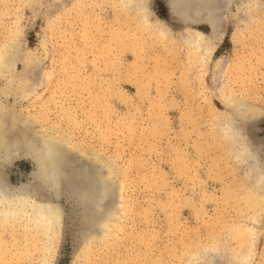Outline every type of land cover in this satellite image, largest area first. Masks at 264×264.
I'll list each match as a JSON object with an SVG mask.
<instances>
[{
	"label": "rangeland",
	"instance_id": "374dc122",
	"mask_svg": "<svg viewBox=\"0 0 264 264\" xmlns=\"http://www.w3.org/2000/svg\"><path fill=\"white\" fill-rule=\"evenodd\" d=\"M138 2L0 0V106L23 122L17 151L0 143V187L61 214L44 229L29 206L0 207V264H264V0L222 12L209 59L182 40L206 25ZM155 18L169 37L152 35ZM45 132L68 149L54 193L35 178ZM103 179L104 218L83 194Z\"/></svg>",
	"mask_w": 264,
	"mask_h": 264
},
{
	"label": "bare ground",
	"instance_id": "6f19581e",
	"mask_svg": "<svg viewBox=\"0 0 264 264\" xmlns=\"http://www.w3.org/2000/svg\"><path fill=\"white\" fill-rule=\"evenodd\" d=\"M137 1L143 2V0H120V2L124 3L126 9H130L129 4L132 5V3H136ZM163 1L165 2V4L168 7L171 18H174L175 20H177L180 23L185 24V25H187V24H189V25H206L208 27L209 34H204L203 32H200V30H195V29L192 30L191 29V30H188V32H185V35L183 34L185 37L183 36L182 40L186 46V51H187L190 58H192V59H198V58L209 59L208 58L209 54L215 49L214 40H213L215 38L214 35L218 34L219 28L220 27L222 28L224 26V23L227 19V18L223 17L222 12H224L226 9L229 10V8L233 7L237 0H163ZM140 2H138V4ZM188 2H190V4ZM194 3L197 6L196 5L193 6ZM139 5L137 6L136 4H134L135 11H136L137 15H139V13L141 12V10H138V8H137V7H139ZM191 5H192V7H191ZM188 6H189V10H188L189 12L186 11ZM248 10H250V9H248ZM243 14L244 15H242V16L244 18H246L247 20L235 22V31L233 33L234 39L237 38V35L242 33V31L240 30L242 27L250 25L251 23H254V21L256 19L253 16L254 14H253L252 10L248 11V12H243ZM142 19H143V17H142ZM145 23L147 24V19H144V24ZM163 25H164L163 20L155 18L154 22L152 24H150L148 22L147 27L150 28L151 33L155 38L162 39V37H169V34L166 31H164ZM246 29H248V28H246ZM249 30H251V29H249ZM250 33L252 36H254V33H255L254 29H252L250 31ZM213 36H214V38H213ZM218 37H219V35H218ZM215 40H216V38H215ZM8 48H9V46L0 49V63H3L1 61V58L3 56H5V53L8 50ZM15 119L16 118L12 112L5 111L4 108L0 106V143L3 144V146L6 148V152H7L6 154L8 157H9V155L11 156L14 153V150H16L14 146L16 144H18V143H15V142H17V140H14L15 139L14 136L17 133L15 132V130H13L14 129L13 127L16 126V123L20 124V121L16 120V123H15ZM25 123H27V120H26V122H24V124ZM21 124H20V126H21ZM29 125H30V123H29ZM24 127H26V126H24ZM15 129H16V127H15ZM234 129H236V128H234ZM232 131H233V129H232ZM44 134H47L46 137H44V138L41 136H37V138L41 137L39 139V141L34 139L35 142L37 141L36 145L38 144L37 145L38 147L33 152H34V155L36 157L35 160L37 161V164H38V167L40 170L39 174L36 175L37 177L35 176V178L36 179L38 178V181H40L39 182L40 185L45 186L48 189H51L52 192L54 193V191H57L54 189H59L60 184H62V182H63L62 178H61V177H64V174L62 173L63 172L62 169L64 168L63 166H66L65 160L67 159L66 157L68 156V153L66 151H68V149L66 147V144H64L65 141L62 140L57 134H55V133L54 134H52V133L48 134L46 132ZM38 135H39V133H38ZM234 135L237 136V138L239 140H242V136H239L240 135L239 133L234 134ZM4 136L7 137L6 138L7 141L3 143L2 139H4L3 138ZM19 137H20V133H19L18 138ZM26 139H27V141H29L30 138L28 139L27 135H26L24 140L26 141ZM16 147H17V145H16ZM244 150L246 151V147H244ZM15 154H17V153H15ZM32 175H33V173H32ZM30 176H31V174H30ZM103 177H105V176H103ZM259 180L260 181H258V183H260L261 185L264 186V170L262 171V173L260 172ZM106 184L107 183L103 179L99 182L97 187L92 188L89 185V188L87 190L83 191V194H84V197L86 200L85 204L87 205V208L89 210L95 211L96 213L98 212V214L101 213L100 216H103V218L108 216L107 215L108 212H107L106 202H107V199L109 197V193H108V188H107ZM1 188L2 187H0V207H2V208L6 207V210L4 209L5 212H3V214H2L4 216V218H2V219H7L11 215H16V213H20L19 212L20 210L18 212H16V210H13L14 206H19L20 208H25V207L29 206L32 209L29 220L37 226L41 225V227H43L44 229L52 228L56 223H58L57 221H59L61 219V217L59 216L61 214L58 213L59 210H57V207H55V203L52 204L54 201L53 202L51 201L52 206L47 205V202H46V204H42V203H38V202H33V203L31 202L30 205H28V201H27V196H29V195H27L28 193L27 194L24 193V195H20V196L17 195L18 196L17 198L11 199V198L7 197L8 194H5V192L2 191ZM25 189H23V190L26 191ZM16 190L18 191V189H16ZM10 191H12V190H10ZM46 191L48 192V190H46ZM59 192H57V193H59ZM20 193L22 194L21 191H20ZM30 198L32 200V196ZM56 206H57V204H56ZM21 214H23V213H21ZM93 214L95 215V213H93ZM27 216L28 215L26 214V217ZM96 223H97V221L95 222V224ZM59 224H60V222H59ZM100 224L105 225V223H101V222H100ZM55 229H56V227H55ZM238 252L240 253L241 250ZM238 257L241 260L240 262L243 263V260H244V258H242L243 255L239 254Z\"/></svg>",
	"mask_w": 264,
	"mask_h": 264
}]
</instances>
